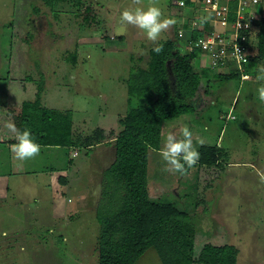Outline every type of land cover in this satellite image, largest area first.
Wrapping results in <instances>:
<instances>
[{
    "label": "rangeland",
    "instance_id": "rangeland-1",
    "mask_svg": "<svg viewBox=\"0 0 264 264\" xmlns=\"http://www.w3.org/2000/svg\"><path fill=\"white\" fill-rule=\"evenodd\" d=\"M88 4L90 8L86 7ZM152 4L160 7L165 17L177 21L170 32L161 34L158 43L173 38L175 28L180 26L176 16L182 8L170 4V0H141L139 5L133 0H62L53 8L43 0H0V68L1 54L9 51V37L15 30L14 25L8 24L13 23L21 31L15 44L14 73L23 81L22 87L15 83L6 87L0 79V102L6 98L32 100L41 84L42 104L70 110L75 133L89 134L100 124L107 131L117 132L118 118L128 107L125 80L130 65L145 66L148 48L154 45L144 31L122 23L120 16L126 9H146ZM257 12L264 16V0ZM178 47L186 51L183 43L178 42ZM74 52L72 59L70 54ZM192 62L194 69L202 72L200 92L206 95L194 102L193 111L163 122L159 149L148 150L149 198L173 202L191 215L196 227L194 257L206 242L230 243L238 249L236 264H264V101L258 92L264 87V79H258L264 75L260 72L264 58L247 64L249 69L242 78L219 77L221 70L202 66L201 57ZM181 126L192 131L200 156L214 155L215 163H197L186 175L165 171L167 164L159 151L167 134L175 132L179 136ZM12 145L0 142V171L19 166ZM44 149L29 159L37 160L34 166H49L53 172L64 168L58 167L53 152L46 151L53 148ZM67 149L58 148L71 177L67 185L55 180L64 192L61 201H51L48 190L36 187L35 180V188L26 189L31 173L27 178L22 175L9 182V203L5 205L8 210L1 208L0 203V264H98V224L92 204L97 198H79L81 184L72 176ZM75 150L79 156L72 157V161L85 162L81 168L84 181L92 167L87 150ZM111 158L112 155L108 161ZM100 166L97 164L93 171L95 180L100 177ZM47 173L39 174V179L48 182L47 177L44 179ZM89 185L92 189L94 184ZM18 189L32 191L30 195L37 197L43 209L48 207L55 212L58 208L60 213H67V219L50 223L43 217L45 223L34 225L29 220L32 218L25 219L21 212ZM133 264L162 263L156 250L149 247Z\"/></svg>",
    "mask_w": 264,
    "mask_h": 264
},
{
    "label": "trees",
    "instance_id": "trees-1",
    "mask_svg": "<svg viewBox=\"0 0 264 264\" xmlns=\"http://www.w3.org/2000/svg\"><path fill=\"white\" fill-rule=\"evenodd\" d=\"M43 1L53 8L62 0ZM8 25H14L15 30L9 37V51L1 54L0 79L6 87L10 83L22 87V79H17L14 73L15 44L21 31L13 23ZM252 27L257 39L251 47L254 54L248 56L244 64L245 73L249 69L247 64L264 58V16L254 21ZM202 29L201 26L199 30ZM25 33L32 35L28 31ZM173 35V38L159 42L163 46L160 53L153 51L155 45L148 48L145 66L130 65L125 80L128 107L118 120L121 127L117 132L107 131L106 134L97 127L85 138L76 136L72 140L71 111L44 106L41 84L32 100L9 101L6 98L0 102V140L14 136L5 128L7 122L15 123L21 131L29 130L39 145L68 147L114 137V158L102 171L95 206L98 264H133L149 247L156 250L162 264H236L238 249L230 243L206 242L194 257L196 227L191 215L173 202L152 200L148 195V150L159 149L164 121L193 111V99L202 87V72L196 71L192 62L195 52L181 51L176 28ZM75 56L76 52L70 54L72 59ZM217 75L229 78L240 74L232 67L229 72H218ZM133 97L136 100L133 101ZM215 162L213 155L200 156L198 163L211 165Z\"/></svg>",
    "mask_w": 264,
    "mask_h": 264
},
{
    "label": "built area",
    "instance_id": "built-area-1",
    "mask_svg": "<svg viewBox=\"0 0 264 264\" xmlns=\"http://www.w3.org/2000/svg\"><path fill=\"white\" fill-rule=\"evenodd\" d=\"M261 0H170L181 7L176 27L178 42L186 51L201 57V65L227 70L233 67L240 77L256 43L252 24L261 16ZM203 27L202 31L199 30Z\"/></svg>",
    "mask_w": 264,
    "mask_h": 264
},
{
    "label": "crops",
    "instance_id": "crops-1",
    "mask_svg": "<svg viewBox=\"0 0 264 264\" xmlns=\"http://www.w3.org/2000/svg\"><path fill=\"white\" fill-rule=\"evenodd\" d=\"M178 18V16H176ZM198 94V93H197ZM200 98H202V100L205 98L204 93L199 92ZM196 97V96H195ZM195 99V98H194ZM121 117V116H120ZM119 117V118H120ZM118 118V119H119ZM99 128L103 129V131L107 134V129L104 127L103 124H100L98 126ZM121 127V125H120ZM119 127V129H120ZM97 128V127H95ZM118 129V130H119ZM71 131H72V140L76 138V136H79L81 138H85L86 135L88 134H82L83 131H80V133H75L76 131L73 129V127H71ZM14 136H10L9 138L6 139H1L0 142H4V143H13L15 144L16 141L13 140ZM113 139L114 137L110 136L109 139L107 140H103L101 142H97V143H93V144H71L70 146H68L67 148V153H66V157L69 160V165L71 167L70 171L73 172L72 176L74 177V179L77 181V184H81V191L79 193V198H88V196L91 195L92 197L94 196L95 198L98 199L99 197V191H100V187H101V178H102V171L109 165V163L113 160L114 158V146H113ZM106 141H110V142H106ZM41 149L43 148L44 152V148H53V151H50L49 149H47L46 151H48L49 153L53 152V156H54V160H56L58 163V167H64L58 170H55L54 172L52 170H49V166H34L37 163V160H32V162L28 160H18V164L19 166H15L16 168H9V169H5V171H0V197L3 198L2 200H0L1 203V208L8 210V208H6V204L9 203V200H7L8 195L10 194V188L8 186L9 182L11 180H13L14 178H18L22 175H25L23 178H27L29 176V174L31 173L30 177L26 179V181L28 182L29 185L26 186V189H32L35 188L34 185V180L36 182V187L38 185H40L41 187L45 188L48 190V192L46 194H48L49 199L51 201L53 200H59L61 201V197L63 195L64 192H62L63 190L60 189L59 184L56 183V179H59L61 181V184L67 185L69 184L71 177H69L67 171L68 169L65 166V159H62V155H60V151L58 150L59 147H64V146H49V145H40ZM73 149L72 151L70 149ZM75 148H79V149H86L87 150V156H88V161H89V165H91V170L90 172L87 173L86 179L83 181L82 180V176L84 171L81 169L82 166H84L85 162L84 161H77V162H73L72 161V157H78L79 156V152L77 150H75ZM112 155V158L110 161H108L109 156ZM108 157V158H107ZM93 163V165L91 164ZM87 164V165H88ZM101 165L100 166V177L97 178L96 180L93 177V173L95 172V167L96 165ZM45 171H44V170ZM49 170V171H47ZM83 171V172H82ZM94 171V172H93ZM48 172V173H47ZM45 174L47 173V175L44 177V179L47 177L46 180H48V182L45 181H41V178L39 179V174ZM93 174V175H92ZM28 175V176H27ZM69 177V178H68ZM94 180V181H93ZM72 181V180H71ZM73 184H76L75 182L72 181ZM89 183L94 184L93 188L91 189L92 185H89ZM47 185V186H46ZM19 191V204L20 206H23L22 209V213L23 216L25 217V219H28L29 217L32 219L34 222V225H36V223H45L43 221H49L50 223H58L59 222H64L67 219V213H63V212H59L58 208H55V212L54 210L50 209V208H42V206L40 205L39 202H37V197L36 196H31L30 192L32 191H22L20 189H18ZM97 199H96V203H97ZM55 202V201H53ZM96 203H92L94 206H96ZM43 209V210H42ZM50 210V213H49ZM45 211V212H44ZM46 215L49 216L46 217ZM44 217V219H43ZM93 217L95 220V210L93 213ZM33 225V226H34ZM61 228L63 230L64 226L62 225ZM2 234L7 235L6 231L2 230ZM65 238V237H64ZM22 247V246H21Z\"/></svg>",
    "mask_w": 264,
    "mask_h": 264
},
{
    "label": "clouds",
    "instance_id": "clouds-1",
    "mask_svg": "<svg viewBox=\"0 0 264 264\" xmlns=\"http://www.w3.org/2000/svg\"><path fill=\"white\" fill-rule=\"evenodd\" d=\"M141 0H133L134 4L139 5ZM122 23L136 27L146 33V38L155 47L153 51L160 53L163 46L158 43L162 33L170 32L176 25L174 18L165 17L160 7L152 4L145 8L126 9L121 13ZM264 73V67L260 69ZM264 79V75L258 77ZM259 99L264 101V87L258 89ZM5 128L15 136L17 141L11 146V151L16 159L24 161L35 158L41 152V146L36 143L29 130H19L15 123L7 122ZM179 136L175 132H169L163 148L159 155L166 162L165 171L170 173H180L186 175L189 169H193L200 161V152L194 146L193 133L187 126H181ZM203 143V141H199Z\"/></svg>",
    "mask_w": 264,
    "mask_h": 264
},
{
    "label": "water",
    "instance_id": "water-1",
    "mask_svg": "<svg viewBox=\"0 0 264 264\" xmlns=\"http://www.w3.org/2000/svg\"><path fill=\"white\" fill-rule=\"evenodd\" d=\"M200 97L199 93L196 95L195 99H198Z\"/></svg>",
    "mask_w": 264,
    "mask_h": 264
},
{
    "label": "flooded vegetation",
    "instance_id": "flooded-vegetation-1",
    "mask_svg": "<svg viewBox=\"0 0 264 264\" xmlns=\"http://www.w3.org/2000/svg\"><path fill=\"white\" fill-rule=\"evenodd\" d=\"M194 100V102H196L197 103V101H198V99H193Z\"/></svg>",
    "mask_w": 264,
    "mask_h": 264
}]
</instances>
